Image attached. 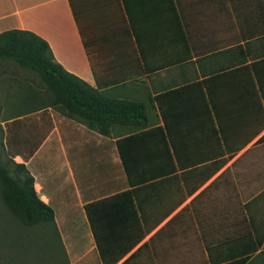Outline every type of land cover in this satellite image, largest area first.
Returning a JSON list of instances; mask_svg holds the SVG:
<instances>
[{
    "label": "crops",
    "instance_id": "crops-1",
    "mask_svg": "<svg viewBox=\"0 0 264 264\" xmlns=\"http://www.w3.org/2000/svg\"><path fill=\"white\" fill-rule=\"evenodd\" d=\"M12 29L146 109L104 135L0 61L3 160L53 210L59 263L264 264V0H0Z\"/></svg>",
    "mask_w": 264,
    "mask_h": 264
},
{
    "label": "trees",
    "instance_id": "trees-1",
    "mask_svg": "<svg viewBox=\"0 0 264 264\" xmlns=\"http://www.w3.org/2000/svg\"><path fill=\"white\" fill-rule=\"evenodd\" d=\"M4 60H12L35 72L44 83L52 105L101 134H109L114 126H122L130 132L146 126V109L141 103L108 97L100 89L68 72L55 61L48 43L32 32L17 29L1 32L0 61ZM26 97L23 89L18 103L24 104ZM0 160L4 166H0V178L6 208L25 226H44L48 234L46 238L60 243L54 227L53 210L36 195L33 178L24 165L17 164L11 170L7 162L1 157Z\"/></svg>",
    "mask_w": 264,
    "mask_h": 264
},
{
    "label": "rangeland",
    "instance_id": "rangeland-1",
    "mask_svg": "<svg viewBox=\"0 0 264 264\" xmlns=\"http://www.w3.org/2000/svg\"><path fill=\"white\" fill-rule=\"evenodd\" d=\"M8 74L10 73H6V75ZM1 77L0 83L2 84L0 86L5 84L4 81L1 82ZM31 80L37 81L38 78L35 75H30L28 81L31 82ZM6 91H0L2 99L5 97ZM1 138L2 129L0 128V140ZM0 157L2 160L6 158L1 145ZM0 166H3L1 160ZM45 230L44 226L21 224L6 208L2 199L0 178V264H62L59 263L61 256L59 243H55L54 239L46 238L48 234L45 233Z\"/></svg>",
    "mask_w": 264,
    "mask_h": 264
}]
</instances>
